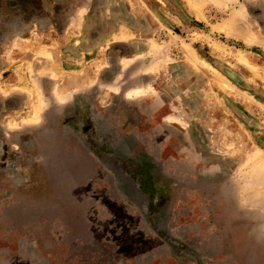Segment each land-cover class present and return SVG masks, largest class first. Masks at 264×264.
Segmentation results:
<instances>
[{
  "label": "rangeland",
  "instance_id": "374dc122",
  "mask_svg": "<svg viewBox=\"0 0 264 264\" xmlns=\"http://www.w3.org/2000/svg\"><path fill=\"white\" fill-rule=\"evenodd\" d=\"M0 264H264V0H0Z\"/></svg>",
  "mask_w": 264,
  "mask_h": 264
},
{
  "label": "bare ground",
  "instance_id": "6f19581e",
  "mask_svg": "<svg viewBox=\"0 0 264 264\" xmlns=\"http://www.w3.org/2000/svg\"><path fill=\"white\" fill-rule=\"evenodd\" d=\"M188 1H190V0H188Z\"/></svg>",
  "mask_w": 264,
  "mask_h": 264
}]
</instances>
